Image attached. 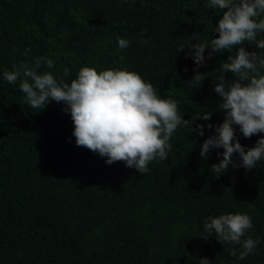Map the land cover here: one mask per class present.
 Wrapping results in <instances>:
<instances>
[{"label": "trees", "instance_id": "obj_1", "mask_svg": "<svg viewBox=\"0 0 264 264\" xmlns=\"http://www.w3.org/2000/svg\"><path fill=\"white\" fill-rule=\"evenodd\" d=\"M207 3L0 0V264H200L202 257L210 264H264V161L251 171L230 165L216 173L211 165L223 149H213L206 161L199 155L214 134L207 124L225 118L213 91L220 76L231 82L221 61L239 47L211 59L206 49L207 62L198 69L204 79L191 80L196 65L186 58V46L210 44L219 35L213 30L222 10ZM118 37L129 46L119 48ZM257 37L264 39V32ZM39 57L54 62L39 71L69 83L85 66L135 71L161 98L174 100L182 118L208 113L212 119L196 121L205 125L204 136L178 126L168 159L150 162L144 175L123 161L108 165L76 145L63 102L32 108L19 81L4 79L13 64L31 65ZM234 128L246 150L264 136L245 138ZM237 158L235 153L234 164ZM228 213L252 219L246 237L259 243L243 260L230 255L233 245L204 230L207 217Z\"/></svg>", "mask_w": 264, "mask_h": 264}, {"label": "clouds", "instance_id": "obj_2", "mask_svg": "<svg viewBox=\"0 0 264 264\" xmlns=\"http://www.w3.org/2000/svg\"><path fill=\"white\" fill-rule=\"evenodd\" d=\"M205 7L222 10L213 30L219 35L210 44L186 46L189 49L186 58L191 57L196 65L191 80L200 83L204 79L206 72L198 69L207 62L206 49L211 48L207 57L211 59L214 53H231L234 46L239 47L235 55L221 61L220 69L232 74L231 82L222 75L213 91L222 101L220 108L225 118L219 125L207 124L208 129H214V134L204 140L199 155L206 161L213 149H223L222 153L217 152L222 158L211 165L216 173L227 170L230 165L251 171L264 161V136L246 150L236 136L234 125L239 126L245 138L264 133V54H261L264 39L257 37L258 32H264V0H208ZM246 41L247 45L256 44L260 51L246 50ZM140 42L147 43V40L141 38ZM129 44V40L118 37L119 48ZM43 65L52 69L54 62L39 57L31 65L27 61L13 64L11 70L4 72V79L9 84L19 81L25 102L32 108L43 110L51 101L63 102V111L70 114L74 124L72 135L76 145L106 158L108 165L123 161L126 167L144 175L149 172L150 162L168 159L172 149L169 141L178 126L204 136L205 125L196 121L212 119L208 113L194 120L182 118L177 103L171 98H161L153 84L135 71L110 68L98 72L85 66L69 83L62 78L58 80L50 71H39ZM69 72L66 68L63 75L67 77ZM235 153L239 162L234 164ZM252 228L251 217L242 213L209 216L204 223L208 237L215 233L222 245H233L230 255L239 260L253 253L259 243L246 237ZM200 264H210V261L202 257Z\"/></svg>", "mask_w": 264, "mask_h": 264}]
</instances>
